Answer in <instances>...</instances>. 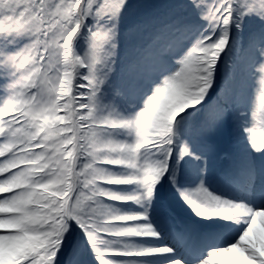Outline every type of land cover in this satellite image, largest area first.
<instances>
[{
    "label": "snow or ice",
    "instance_id": "obj_1",
    "mask_svg": "<svg viewBox=\"0 0 264 264\" xmlns=\"http://www.w3.org/2000/svg\"><path fill=\"white\" fill-rule=\"evenodd\" d=\"M0 264H264V0H0Z\"/></svg>",
    "mask_w": 264,
    "mask_h": 264
},
{
    "label": "rangeland",
    "instance_id": "obj_2",
    "mask_svg": "<svg viewBox=\"0 0 264 264\" xmlns=\"http://www.w3.org/2000/svg\"><path fill=\"white\" fill-rule=\"evenodd\" d=\"M158 2L162 3L163 0H158ZM165 199H166V200H169V199H171V198H170L167 194H165ZM176 211H177V212H180V211H181V209L179 208V206H176Z\"/></svg>",
    "mask_w": 264,
    "mask_h": 264
}]
</instances>
